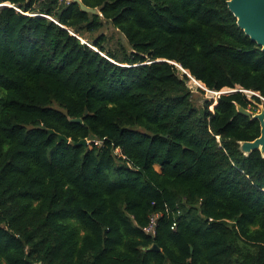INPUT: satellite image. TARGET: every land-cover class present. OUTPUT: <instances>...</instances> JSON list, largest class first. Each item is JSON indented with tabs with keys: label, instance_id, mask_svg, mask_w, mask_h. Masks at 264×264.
Returning a JSON list of instances; mask_svg holds the SVG:
<instances>
[{
	"label": "trees",
	"instance_id": "1",
	"mask_svg": "<svg viewBox=\"0 0 264 264\" xmlns=\"http://www.w3.org/2000/svg\"><path fill=\"white\" fill-rule=\"evenodd\" d=\"M81 1L0 0V264H264V51L228 0Z\"/></svg>",
	"mask_w": 264,
	"mask_h": 264
},
{
	"label": "water",
	"instance_id": "2",
	"mask_svg": "<svg viewBox=\"0 0 264 264\" xmlns=\"http://www.w3.org/2000/svg\"><path fill=\"white\" fill-rule=\"evenodd\" d=\"M73 1L79 3L83 11L101 15L97 8L86 6L82 3L81 0ZM6 4L8 3H4V5ZM227 6L237 19L238 26L244 31L247 36H249L261 47L262 51H264V0H228ZM173 64L176 65V63ZM183 72L188 77H191V75L186 70H183ZM198 87L204 90L207 89L204 86L202 87L201 85H198ZM228 91L233 92L237 91V89H230ZM237 109L238 112L246 116L258 119L261 126L260 135L256 139L251 141H242L240 143L241 151L244 154H248L252 150L259 149L260 152L264 154V109L261 108L260 111L255 114L252 113V111H250L249 109L243 108L240 105H237ZM70 121L80 122L81 120L79 118H74L70 119ZM49 132L54 133L53 130H49ZM58 137L59 140L69 142V138L65 137L64 135H58ZM86 143L87 142L85 139L78 142V144ZM152 249L159 250L156 245H153Z\"/></svg>",
	"mask_w": 264,
	"mask_h": 264
},
{
	"label": "rangeland",
	"instance_id": "3",
	"mask_svg": "<svg viewBox=\"0 0 264 264\" xmlns=\"http://www.w3.org/2000/svg\"><path fill=\"white\" fill-rule=\"evenodd\" d=\"M99 36H104L106 38L105 44L108 48L117 49V48H121L122 46H125V47L128 46V42L125 36L122 35L120 31L113 26L112 23L105 21V20H103V25L98 30L93 31V32H85V34L81 38L84 41L86 37L94 38V37H99ZM188 85L193 89L194 91L193 99L195 103L198 105H200L202 103V100L205 98L211 99L213 103H215L217 96L222 92V90L224 92L229 90L227 88H223L221 92L218 91L219 92L218 94L217 91L214 92V91L205 89V92L201 93L200 91L197 90L198 85L194 84L191 80L188 81ZM246 93H248V95L251 94L250 91H246ZM260 109L261 107L257 108V111L259 112ZM156 169H158L157 166H156Z\"/></svg>",
	"mask_w": 264,
	"mask_h": 264
},
{
	"label": "built area",
	"instance_id": "4",
	"mask_svg": "<svg viewBox=\"0 0 264 264\" xmlns=\"http://www.w3.org/2000/svg\"><path fill=\"white\" fill-rule=\"evenodd\" d=\"M228 89V88H227ZM230 90V89H229ZM228 91V90H227ZM225 91V92H227ZM223 92V91H222ZM221 92V93H222ZM217 93L219 94V92L217 91ZM158 215L154 214L152 215L151 219H150V223L147 227H145V231L149 232L151 235L155 234V224H156V220H157ZM175 225L172 226V228L174 229Z\"/></svg>",
	"mask_w": 264,
	"mask_h": 264
},
{
	"label": "bare ground",
	"instance_id": "5",
	"mask_svg": "<svg viewBox=\"0 0 264 264\" xmlns=\"http://www.w3.org/2000/svg\"><path fill=\"white\" fill-rule=\"evenodd\" d=\"M18 9V8H17ZM34 14V13H33ZM88 44V43H87ZM178 67L180 68V69H182L179 65H178ZM183 70V69H182ZM190 80L194 83V84H196V85H201L202 87L204 86L199 80L197 81V80H195L193 77H190ZM206 87V86H205ZM226 90V89H225ZM223 91V90H222ZM215 92V91H214ZM221 92V91H220ZM216 101V100H215ZM215 104V103H214ZM212 107H213V105H212Z\"/></svg>",
	"mask_w": 264,
	"mask_h": 264
}]
</instances>
